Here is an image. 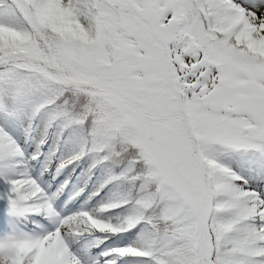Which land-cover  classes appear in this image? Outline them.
Wrapping results in <instances>:
<instances>
[{"label": "snow or ice", "instance_id": "obj_1", "mask_svg": "<svg viewBox=\"0 0 264 264\" xmlns=\"http://www.w3.org/2000/svg\"><path fill=\"white\" fill-rule=\"evenodd\" d=\"M0 264H264V0H0Z\"/></svg>", "mask_w": 264, "mask_h": 264}]
</instances>
